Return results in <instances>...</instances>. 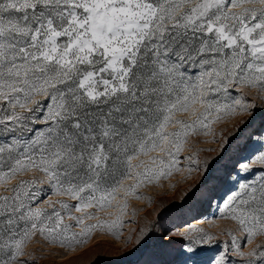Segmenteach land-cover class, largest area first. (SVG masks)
<instances>
[{
  "label": "snow or ice",
  "instance_id": "6c2138e0",
  "mask_svg": "<svg viewBox=\"0 0 264 264\" xmlns=\"http://www.w3.org/2000/svg\"><path fill=\"white\" fill-rule=\"evenodd\" d=\"M256 98L264 0H0V264H34L30 243L119 240L128 197L180 171L191 136L251 117ZM253 144L210 264H264V133ZM185 159L200 169L196 152ZM179 235L193 253L218 243L204 228Z\"/></svg>",
  "mask_w": 264,
  "mask_h": 264
},
{
  "label": "rangeland",
  "instance_id": "374dc122",
  "mask_svg": "<svg viewBox=\"0 0 264 264\" xmlns=\"http://www.w3.org/2000/svg\"><path fill=\"white\" fill-rule=\"evenodd\" d=\"M256 103L258 107L251 117L246 114L224 117L214 123L215 138L203 134L191 136L188 146L179 154L180 171L173 170L172 175L159 182L141 185L136 190L140 199L129 196L119 240L97 230L87 243L72 250L43 242L30 243L27 250L33 253L34 264H210L223 249L224 241L229 240L219 234L221 228L230 226L220 219L223 197L232 187L233 178L238 173L241 177L245 175L239 166L249 162L255 151L253 141L264 133V108L259 107L264 102L256 98ZM191 152L198 154L201 167L188 174L185 158ZM101 218L114 217L101 213ZM190 227L217 234L218 243L195 246L196 251L189 252L188 239L179 233ZM142 228L147 235L137 245L135 241ZM129 235L132 240L125 243ZM240 243L245 245L242 239Z\"/></svg>",
  "mask_w": 264,
  "mask_h": 264
}]
</instances>
